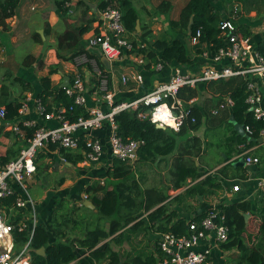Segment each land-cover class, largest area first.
Here are the masks:
<instances>
[{
	"label": "crops",
	"instance_id": "1",
	"mask_svg": "<svg viewBox=\"0 0 264 264\" xmlns=\"http://www.w3.org/2000/svg\"><path fill=\"white\" fill-rule=\"evenodd\" d=\"M60 1L19 0L13 15L4 20V27L0 26V108H4L6 103L14 102L21 105L24 101L27 106V113L24 116L18 115L9 121L0 120V158H9L8 162L17 157L20 148L26 142L24 135H17L11 130L14 123L28 119L47 129L58 126L55 120L44 121L36 114L34 100L45 95L41 84L42 78L49 79L51 90L62 88L72 81L75 68L71 59L62 60L58 57L56 38L59 35L69 32L79 33L81 29L87 28L78 39L64 40L61 47L59 46L60 54L70 57L72 51L80 45L90 55H95L92 58H95L99 66L111 77L116 103L130 102L150 92L156 84L168 81L176 69L197 74L205 63L200 55L194 53L188 39L179 35L177 28H171V22L177 20L189 0H126L127 6L137 14L134 32L127 31L126 34L127 39L134 46L144 45L148 48L158 40L174 37L183 39L185 48L186 43L191 48L190 50L186 48L188 56L193 61L191 65L180 67L172 63H161L160 69L156 68V64L152 66V70L145 67L147 64L145 60L140 66L132 56L125 55L118 62L105 61L98 49L88 46V38L99 31L101 10L99 4L103 2L102 0H72L69 9L65 12L58 6ZM114 1L118 4L119 0ZM209 1L220 22L234 17L231 5L237 2L236 0ZM236 23L239 30L241 25L247 27L254 43L264 42L263 12L259 14L256 11H248L240 5ZM77 71L87 88L93 89L94 77L89 69L82 66ZM137 73L142 76L141 84L135 80ZM122 75L128 77L127 85L121 83ZM222 84L220 80L202 83L195 88H185L180 92L182 100L193 101L190 108L200 117V125L196 130L187 129L186 132L175 137L176 143L172 154L159 157L152 163H146V167L142 170V186L167 195L166 199L150 212L162 206L165 210L164 215L171 213L172 216L166 223L168 228L178 220H183L185 223L192 220L201 221L211 210L216 213L217 218L224 219L223 208L226 205L235 202L250 203L251 212L243 213L249 215L245 222L248 232L241 236L242 248H249L251 237L257 232L258 215L264 208V136H260L256 141L254 140L255 142L251 139L250 141L254 143L245 151L227 156L229 147L224 145V138L231 132L227 129L226 122L231 118L232 107L226 102L231 94L221 90ZM87 105L98 106L103 111L107 110L106 105L94 101L92 94L88 96ZM56 106L57 104L54 105ZM262 107L264 108V96ZM214 111L217 114H213ZM92 135L104 146L100 161L83 167L82 162L71 166L62 161L59 150L48 147L38 153L35 160V174L28 185L29 194L36 203L38 224H43L48 230L49 242H56V234L61 230L66 239L70 240V244L75 247L76 259L70 264H106L95 262L88 251L75 245V240L81 238L87 229L101 228L107 231L109 228V221L100 220L95 206L92 207L91 204L90 197L93 195L101 198V193L85 192L94 182L100 184L106 182V172L114 164L107 148L109 136L107 124L104 123L100 129L93 131ZM235 149L241 148L237 146ZM246 156L256 157L259 162L248 166L245 164ZM190 159L191 166L203 175L193 182L187 179L182 188L175 190L171 185L177 163ZM41 167L45 169L44 172L41 171ZM207 175L215 180L218 184L217 188L204 186L202 195L197 192L188 193L189 189H194ZM234 185L239 189L236 193H230ZM61 200H65L67 209L72 211L66 212L68 219L64 222L54 220L58 215L57 204ZM0 211L11 224L28 221L20 210L4 207L0 208ZM24 211L29 212L30 216L28 209ZM150 212L143 214L137 220H141L142 224L136 231L130 234L126 233L127 230L120 231L126 237L122 243H116L112 240L114 236H110L98 246L107 242L110 250L122 259L144 253L153 255L157 259L156 264H165L166 256L163 254L162 260L157 258L155 244L158 245L160 235L166 231L156 230L159 221H155L154 224L148 220L146 215ZM58 225L61 227H57ZM64 240L65 238L60 239L62 242ZM208 248L210 250L207 264H246L244 252L240 248L233 246L225 249L214 242L213 235L201 240L194 250L201 252Z\"/></svg>",
	"mask_w": 264,
	"mask_h": 264
},
{
	"label": "built area",
	"instance_id": "2",
	"mask_svg": "<svg viewBox=\"0 0 264 264\" xmlns=\"http://www.w3.org/2000/svg\"><path fill=\"white\" fill-rule=\"evenodd\" d=\"M72 0L65 2V7H69ZM104 3H111L99 12L98 33L88 38L87 44L90 48L98 49L101 56L108 62H118L125 55L134 57L138 65L144 64V56L139 49L144 45L134 46L127 37V30L124 27L121 11L111 6L114 0H102ZM240 6L237 2L231 5L234 15L231 19L222 20L218 24V38L225 42L224 47L218 48L215 53H211V44L203 43L204 50L200 53L205 61L199 73L181 72L174 70L168 81L156 84L153 89L130 102L115 104V91L111 86V77L103 70L95 58L86 54L75 56L71 62L75 72L72 81L64 85L61 89L65 95L72 100L69 108L56 106L48 111L41 99L34 100V110L44 121L55 120L58 126L47 129L37 125L35 121L28 119L14 123L11 130L20 136L22 127L34 128L35 132L31 139H26L23 147L20 148L17 157L0 165V202L9 198H14L12 209L29 210L30 218L27 222L19 221L11 224L6 221L4 214L0 211V264H30V257L27 252L29 242L19 252L13 250L12 232L17 229L24 231L29 228V240L32 238L34 228L38 225L35 211V201L28 191L29 182L35 174V160L42 149L54 147L59 151H77L81 144L85 145L84 159L82 167L87 164H95L100 161L104 152L101 141L92 135V132L102 127L104 123L109 128L107 148L112 159H117L129 165H134L138 159V150L143 145L139 139L123 140L116 133V123L114 115L131 110L137 112L139 120H148L153 125L170 128L178 132L181 127L190 121L195 123V118L191 117L189 100L185 102L180 98V92L185 88H195L202 83L230 78H241L245 85V103L247 112L252 115L255 121H264V108L262 107L264 96V57L258 51L257 44L250 36L241 34L236 23L237 12ZM189 43L196 47L201 45V30L197 29L193 35L189 36ZM264 44V42H263ZM136 55V56H135ZM85 66L97 80L93 89L87 88L82 76L77 71ZM162 64L156 65L160 69ZM135 80L139 84L142 82L140 74L135 75ZM128 77L121 76V83L128 84ZM93 95L94 101L106 105L107 110L100 107H88V96ZM227 105L232 107L233 101L229 97L226 99ZM73 106H78L87 112V117H79L76 121H71L68 117ZM27 113L26 101L18 109V115L24 116ZM5 110L0 109V120H5ZM217 114V112H213ZM171 122V124H169ZM244 133L248 136L252 134L249 126H242ZM261 137L264 136V128L259 131ZM239 148H242L240 146ZM62 161H64L62 159ZM259 162L256 157L246 156V165H255ZM239 187L234 185L230 193H236ZM188 224V235L176 236L172 233H162L158 242L159 249L166 256L165 264H206L209 259V248L197 252L194 248L200 241L213 235V240L217 244L228 241L229 229L224 223L223 217L217 218L214 211H208L207 215L199 222L190 221Z\"/></svg>",
	"mask_w": 264,
	"mask_h": 264
},
{
	"label": "trees",
	"instance_id": "3",
	"mask_svg": "<svg viewBox=\"0 0 264 264\" xmlns=\"http://www.w3.org/2000/svg\"><path fill=\"white\" fill-rule=\"evenodd\" d=\"M70 0H61L58 6L67 11L69 7H65V2ZM237 4L242 5L243 9L248 11L263 12L264 0H236ZM19 0H0V26L4 27V20L13 15L14 9ZM111 3L101 2L99 8L103 9ZM164 5V4H163ZM162 5V6H163ZM167 5V4H166ZM239 5V6H240ZM111 6L117 7L122 13V20L125 29L128 32H134L137 20V14L127 6L126 0H119L118 4L115 3ZM256 11V12H257ZM192 21L190 29H187L189 22ZM220 19L215 11H213L212 4L209 0H189L182 8L177 20L171 22V28H177L183 38L193 35L197 29L201 30V45L196 46L194 53L200 55L204 50L203 43L211 44L210 51H215L225 46V42L218 38V24ZM87 28L81 29L79 33L69 32L56 38L58 57L62 60H72L75 56L86 54L88 57H95L90 55L89 52L78 45L71 53L70 57H65L60 54L61 49L59 46L63 44L64 40L73 41L78 39V36L86 32ZM240 32L244 36H250V31L246 26H240ZM79 42V41H78ZM77 42V44H78ZM134 45V44H133ZM135 46H137L135 44ZM258 51L264 57V44L257 43ZM143 54L144 60L147 62L146 68L152 70V66L160 63H172L180 67H186L192 64V59L188 56L183 39L169 38L156 41L151 47L139 49ZM222 84V91L229 92L233 105L231 108V117L235 123L241 126H249L252 130L251 135L241 136L234 130V125L228 120L226 127L231 132L224 138V145H228L229 153H241L246 150L249 145L260 137L259 131L264 128V121H255L252 115L247 112V105L245 103V85L241 78H230L227 81L220 80ZM94 85L97 84L95 78L92 79ZM41 84L44 89V96L40 97L42 103L48 111H51L54 105L69 108L73 103L67 97L61 88L54 90L50 89V82L48 78H42ZM191 96V95H190ZM119 103V102H117ZM115 103V104H117ZM20 104L6 103L4 105L5 120L9 121L18 116V109ZM1 109V108H0ZM68 117L71 121H76L79 117L86 118L87 112L85 109L73 106L72 112H69ZM191 117L195 118V123L191 124L190 121L186 122L178 132H174L170 128L158 129L155 125L148 120H139L137 112L131 110L122 111L114 115V121L117 129L116 133L123 140L126 139H139L143 141V145L138 150V159L135 165H129L117 159H113L114 164L107 170L106 182L100 184L98 182L92 183L86 188V193L95 194L101 193V198L97 196L90 197L92 207L95 206L98 216L101 219L109 221V228L107 231L101 228L87 229L81 238L75 240V245L89 252L90 257L98 263L106 264H156L157 259L150 254L138 253L135 256H128L122 259L117 253L110 250L109 244L99 243L113 237L116 243H122L126 238L123 232L127 230V234L134 232L141 226V220L137 221L143 214L150 212L152 208L161 204L167 197L165 193L160 194L156 190L146 189L142 186L143 172L146 163H152L159 157H166L172 154L175 148L177 135L183 134L187 129L196 130L200 125V117L191 109ZM22 132L25 139H31L34 135L35 129L22 127ZM254 139L255 141H250ZM242 146L240 150L236 147ZM53 148V147H52ZM86 148L84 144L80 145L77 151H60L62 158L65 162L74 166L84 159V152ZM9 158H0V165L7 163ZM191 159L186 162H178L176 171L174 173L172 188L175 190L182 188L186 184V180H198L203 174L191 166ZM39 170V169H38ZM41 171H45L41 167ZM209 186L210 188H217L218 184L209 175L199 181L194 189H189V192H197L203 194L202 188ZM110 187V189H109ZM14 198H9L0 202V208L12 207ZM58 215L54 220L61 222L66 221L67 218V202L61 200L57 204ZM224 223L229 229L228 241L221 243L225 249L237 246L244 252L246 264H264V208L258 215L257 232L251 237L250 247L242 248L241 236L243 233L248 232L245 228V219L243 213L251 212V205L247 202H235L226 205L224 208ZM26 218L29 217V212L20 210ZM60 211V212H59ZM164 208L157 207L152 212L148 213L147 219L152 223L159 221L156 230L164 233H172L176 236L188 235V224L183 220L174 222L169 228L166 226L168 218L172 216L171 213L164 215ZM72 212V211H69ZM194 222H199L192 220ZM57 227H61L58 225ZM154 227V226H153ZM147 228V227H146ZM123 232H120L122 231ZM29 228L24 231L13 230V250L19 252L29 242L27 252L30 257V264H70L75 261V247L70 244V240L66 239L61 230L56 234V242H49V233L43 224H38L34 228L32 238L29 240ZM65 238L62 242L61 238ZM129 238V237H127ZM156 256L162 260L164 255L155 244ZM207 264V263H206Z\"/></svg>",
	"mask_w": 264,
	"mask_h": 264
},
{
	"label": "water",
	"instance_id": "4",
	"mask_svg": "<svg viewBox=\"0 0 264 264\" xmlns=\"http://www.w3.org/2000/svg\"><path fill=\"white\" fill-rule=\"evenodd\" d=\"M191 24H192V21H190L189 24H188V26H187V29H188V30L190 29ZM44 47H46L45 44H44ZM103 59H104V58H103ZM105 61H106V59H105ZM106 63H107V62H105V64H106ZM230 122L234 125V129H235V131H236L238 134H240L241 136H244V135H245L242 126L239 125V124H237V123H235L234 120H233V117L230 118ZM156 128H158V129H166L164 126H160V125H156ZM252 140L254 141V139H252ZM258 141H259V140H258ZM243 217H244L245 222H246L247 219H248V217H249V215H248V214H243Z\"/></svg>",
	"mask_w": 264,
	"mask_h": 264
},
{
	"label": "rangeland",
	"instance_id": "5",
	"mask_svg": "<svg viewBox=\"0 0 264 264\" xmlns=\"http://www.w3.org/2000/svg\"><path fill=\"white\" fill-rule=\"evenodd\" d=\"M257 11V10H256ZM258 13H259V10L257 11ZM263 13H264V8H263ZM260 14V13H259ZM187 39H188V42H189V36L187 37ZM190 44V43H189ZM189 44L188 43H186V48L188 49V50H190L191 48L192 49H196V47H193V46H191V48H190V46H189ZM29 192H30V190H29Z\"/></svg>",
	"mask_w": 264,
	"mask_h": 264
},
{
	"label": "bare ground",
	"instance_id": "6",
	"mask_svg": "<svg viewBox=\"0 0 264 264\" xmlns=\"http://www.w3.org/2000/svg\"><path fill=\"white\" fill-rule=\"evenodd\" d=\"M169 124H171V122H169Z\"/></svg>",
	"mask_w": 264,
	"mask_h": 264
}]
</instances>
